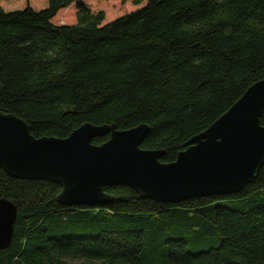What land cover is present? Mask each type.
<instances>
[{
    "label": "trees",
    "instance_id": "1",
    "mask_svg": "<svg viewBox=\"0 0 264 264\" xmlns=\"http://www.w3.org/2000/svg\"><path fill=\"white\" fill-rule=\"evenodd\" d=\"M10 1L0 0V111L34 138L146 125L141 149L172 163L264 78V0H132L136 10L107 23L81 0ZM71 6L76 21L63 23ZM104 191L109 205L67 207L58 184L0 168V199L17 209L0 264H264V164L231 195L169 204Z\"/></svg>",
    "mask_w": 264,
    "mask_h": 264
},
{
    "label": "water",
    "instance_id": "2",
    "mask_svg": "<svg viewBox=\"0 0 264 264\" xmlns=\"http://www.w3.org/2000/svg\"><path fill=\"white\" fill-rule=\"evenodd\" d=\"M263 112L264 81L250 86L217 121L192 138L174 162L165 164L160 162L164 151L141 149L148 134L145 125L129 130L84 125L66 140L34 139L26 122L0 111V168L15 179L58 184L57 200L67 207L109 205L113 198L104 188L116 186L133 189L141 199L169 204L231 195L249 184L264 164ZM107 134L103 145L91 144L92 138ZM229 138L244 148L239 163L256 161L250 175L232 163V155L223 165ZM15 213L13 204L0 199V251L11 243Z\"/></svg>",
    "mask_w": 264,
    "mask_h": 264
},
{
    "label": "rangeland",
    "instance_id": "3",
    "mask_svg": "<svg viewBox=\"0 0 264 264\" xmlns=\"http://www.w3.org/2000/svg\"><path fill=\"white\" fill-rule=\"evenodd\" d=\"M20 1L21 0H11L8 3L7 7L10 10L18 9L20 7ZM42 1H47V0H36L34 3L35 6L39 8V6H41ZM81 1L84 4H86L92 12L97 13V12L103 11L104 14L106 13L104 15L103 23L110 22L120 17V16H115V18H112L113 17L112 14L117 13V11L124 10L123 12H128V11H134L137 9L136 7L132 6V0H81ZM45 5H46V2L44 3V6ZM75 15H76L75 8L74 6H71L68 10L64 11L61 15L64 18L63 23H67V24L74 23L76 21ZM60 23L61 22L57 21L56 19L54 20V24H60ZM95 146H100V145H95Z\"/></svg>",
    "mask_w": 264,
    "mask_h": 264
},
{
    "label": "bare ground",
    "instance_id": "4",
    "mask_svg": "<svg viewBox=\"0 0 264 264\" xmlns=\"http://www.w3.org/2000/svg\"><path fill=\"white\" fill-rule=\"evenodd\" d=\"M264 81V78L261 80V81H259V82H257V83H260V82H263ZM257 83H255V84H257ZM248 91V90H247ZM247 91L245 92V93H247ZM245 93H244V95H245ZM256 112V111H255ZM85 125H90V126H94V125H91V124H85ZM82 126H84V125H82ZM104 126V125H103ZM105 126H111V125H105ZM115 126V125H114ZM146 126V125H145ZM95 127H99V126H95ZM147 128H148V134H149V132H150V128L148 127V126H146ZM147 134V135H148ZM30 135H31V133H30ZM71 135V134H70ZM70 135H69V137H70ZM107 135H109V134H107ZM32 136V135H31ZM106 136V135H105ZM33 137V136H32ZM69 137H67L66 139H68ZM104 137V136H103ZM34 138V137H33ZM43 138V137H42ZM45 138H48V137H45ZM95 138H101V137H94V138H92V140L93 139H95ZM34 139H40V138H34ZM56 139V138H55ZM66 139H56V140H66ZM258 139H260V138H258ZM92 140H91V144H92ZM264 140V139H263ZM189 143V142H188ZM188 143H187V147H188ZM93 145V144H92ZM103 145V144H102ZM95 146V145H94ZM101 146V145H100ZM260 149H262V147H260L258 150H260ZM256 152H258V151H256L255 150V156H256ZM244 148L242 147V145H239V144H237V143H234L233 144V141L229 138V148H227V156H225V164H223L224 166L226 165V163H228V162H230L229 161V158H231V155H232V158L231 159H233V161H232V163L233 162H236L238 165H240L241 166V168L243 169V170H245V174H248L249 173V175L251 174V172H249L250 171V168H251V171H252V169L254 168V166L257 164L256 163V161L254 160V158H253V164H251L252 162H247L246 161V163H250L251 164V166L249 165V164H246V163H239L238 162V160L243 156L244 157ZM255 156H253V157H255ZM257 157V156H256ZM255 157V158H256ZM243 158H241L240 160H242ZM239 160V161H240ZM242 162V161H241ZM228 165V164H227ZM232 166H230V168H231ZM235 167V163L233 164V168ZM217 196H224V195H217ZM12 204V203H11ZM14 206V205H13ZM15 207V206H14ZM16 208V207H15ZM16 218H17V209H16V213H15V219H14V224H15V222H16ZM13 231H14V226H13ZM12 235H13V232H12Z\"/></svg>",
    "mask_w": 264,
    "mask_h": 264
}]
</instances>
